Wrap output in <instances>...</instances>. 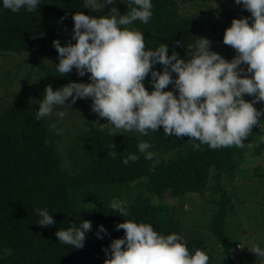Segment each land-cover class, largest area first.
Returning a JSON list of instances; mask_svg holds the SVG:
<instances>
[{"label": "trees", "instance_id": "1", "mask_svg": "<svg viewBox=\"0 0 264 264\" xmlns=\"http://www.w3.org/2000/svg\"><path fill=\"white\" fill-rule=\"evenodd\" d=\"M194 1L203 2L152 0L149 22L135 21L132 27L145 34L146 48L154 50L165 43L169 56L175 51L182 58L191 51L187 46L197 43L201 21L194 13L184 14L180 6ZM83 3L84 0H41V5L32 13L24 9L13 13L0 6V56H58L53 41L59 40L61 46L71 41L72 16L78 11L96 17L106 15L114 7L121 15L128 11L123 0L107 5L103 12L91 13L84 9ZM230 17L249 16L238 13ZM32 63L33 69L26 77L14 75L12 84L18 83L20 88L12 93V102L0 113V264H104L103 249L109 248L113 239L125 235L123 229L116 230V225L124 219L150 223L165 236L173 232L180 234L190 251L207 252L206 241H214L226 250V264H240L227 245V219L233 211V202L221 183L225 179L235 181L237 175L243 174L240 166L247 156L264 160V116L253 127L243 148L211 149L206 144L194 148L193 143L198 141H188L186 136L166 137L163 126L156 132L149 130L147 136L135 131L120 133L109 127L105 118L102 122L106 127L100 129L94 112L85 115L89 122L87 128L64 140L62 132L52 130V118L37 120L36 112L46 86L51 84L55 91L71 77L61 76L55 68L37 61ZM153 70L162 72L163 66L157 64ZM12 74L11 71L7 76L11 78ZM78 77L75 74L73 79ZM20 80L24 82L19 84ZM144 83L151 92L150 74ZM173 89L174 85L170 84L165 91ZM254 107L264 110V102ZM140 141H148L152 145L150 151L169 155V159L158 163L154 156L151 160L145 159L138 150ZM113 144L118 152L114 157L107 155ZM63 153L68 154L67 165L63 163ZM129 154L139 158L125 165L122 161ZM258 176L264 180L263 173ZM166 195L181 205L191 196L215 199L220 195L214 204L213 218L204 227L209 235L203 237L200 232L186 229L177 217L178 209L183 207L164 203ZM113 199L127 201V217H120L110 208ZM45 208L56 220L55 225L36 224L40 219L36 209ZM82 220L93 223L92 231L86 234L85 246L74 249L59 243L55 233L73 223L79 226ZM100 225L107 229V234L101 233L103 239L95 234ZM209 264L213 263L209 260Z\"/></svg>", "mask_w": 264, "mask_h": 264}, {"label": "clouds", "instance_id": "2", "mask_svg": "<svg viewBox=\"0 0 264 264\" xmlns=\"http://www.w3.org/2000/svg\"><path fill=\"white\" fill-rule=\"evenodd\" d=\"M123 2L128 5L124 15L115 7L99 17L78 11L72 16L71 41L75 43L69 41L61 46L59 40L53 41L59 60L55 70L61 76L74 68L80 77L90 73V83L70 82L55 91L51 84L47 85L36 119L53 115L57 106L71 109L78 99L90 98L92 112L107 119V125L115 130L147 136L149 130L156 132L163 126L166 137L187 136L192 138L190 141H198L193 143L194 148L201 144L211 149L243 148L253 127L264 116V110L254 107L264 102V0H234L251 16L233 19L225 30L223 43L236 51L231 61L212 51L207 38H196V44L188 45L191 51L186 53L187 58L175 51L169 56L165 43L154 50L146 48L145 34L132 25L135 21L149 22L152 0ZM116 3L117 0H84L83 7L90 13L103 12L107 5ZM40 5L41 0H2L0 4L13 13L21 9L32 13ZM157 64L163 66L162 72L153 70ZM149 74L151 92L144 83ZM170 84L174 89L165 91ZM245 95L254 99L246 101ZM69 98L71 102L66 103ZM56 115L63 118L65 113ZM151 148L148 141L138 143L145 159L153 158ZM111 149L107 155L114 157L118 153L114 144ZM138 158L129 154L122 163L127 165ZM109 206L120 217L129 215L126 200L113 199ZM36 214L39 226L56 224L47 208L36 209ZM92 228V221L82 220L79 226L73 223L66 229L61 227L55 236L59 243L82 249ZM121 229L124 237L113 239L110 247L103 249L104 264H209L205 250L190 251L185 238L175 232L165 236L150 223L132 219L116 225V230ZM101 233L107 234L103 225L95 233L103 239ZM250 251L257 255L256 264H264V247L257 244Z\"/></svg>", "mask_w": 264, "mask_h": 264}, {"label": "rangeland", "instance_id": "3", "mask_svg": "<svg viewBox=\"0 0 264 264\" xmlns=\"http://www.w3.org/2000/svg\"><path fill=\"white\" fill-rule=\"evenodd\" d=\"M202 1L201 3L203 4L194 1L187 5H181L180 10L182 9L183 13L189 16L198 15L201 21L199 38L209 39L211 50L231 61L236 55V51L231 46L223 43V36L225 30L231 26L230 21L240 19L241 17H230V15L242 13L250 17L251 13L243 9L242 6L236 5L234 0ZM249 23L251 26L252 21L250 20ZM182 58H187L186 54ZM34 61L53 68L59 63L58 56L52 58L29 54L0 56V113L5 105L12 102V93L20 88L18 83L16 85L12 84L14 75L19 76L21 74V79H23V76L26 77L31 69H33L34 64L32 62ZM242 67L246 68L247 66L242 65ZM11 71L13 74L10 78L7 74ZM75 74H78L75 68L67 74L71 78L67 80L66 85L70 82L90 83L88 79L90 74L73 79ZM1 78L3 80L7 79L8 82H2ZM23 82L24 80H20L19 84ZM243 98L249 102L254 99V97L248 95H245ZM70 102L71 98L66 101V103ZM91 104L92 100L85 98L78 99L75 104L71 105V109L66 106H57L54 109L53 115L50 116L52 118L51 125H54L52 130L62 132L63 139L68 140L71 134H76L78 130L87 128L89 122L86 120L85 115L92 112ZM61 111L65 113L63 118L56 115V113ZM92 114L95 120L100 123L99 128L104 129L106 125L102 122V118L96 113ZM119 132L123 133L122 130H119ZM191 139L187 137L188 141ZM67 155V153H63L62 155L64 165L69 163ZM154 157L156 158V163L169 159V155L161 156L154 154ZM240 170L243 174L237 175L235 181L225 179L221 183V186L232 196L233 202V211L229 213L227 219V245L240 264H256L257 255L250 250L257 244L264 247V180H260L258 176L260 173L264 174V160L262 158L247 156L241 164ZM130 197L133 198V195ZM219 197L220 195H217L215 199L213 197L204 199L200 196H191V198L186 199L181 205L178 201L166 195L163 201L172 206L181 205L183 207L182 210L176 208L178 209L177 217L182 220L186 229L200 232V236L204 237L209 235V231L205 230L204 227L210 224L216 208L214 204L219 200ZM155 202L157 203V200ZM211 238L213 239L212 236ZM206 243L209 245L207 254L210 257V261L213 264H226L227 257L224 247L221 244H215L211 240L206 241ZM212 248H214V251H211Z\"/></svg>", "mask_w": 264, "mask_h": 264}]
</instances>
